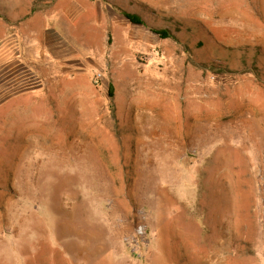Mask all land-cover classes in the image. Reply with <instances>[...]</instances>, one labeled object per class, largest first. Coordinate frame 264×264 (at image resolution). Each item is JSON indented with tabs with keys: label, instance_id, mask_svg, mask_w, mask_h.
I'll list each match as a JSON object with an SVG mask.
<instances>
[{
	"label": "rangeland",
	"instance_id": "1",
	"mask_svg": "<svg viewBox=\"0 0 264 264\" xmlns=\"http://www.w3.org/2000/svg\"><path fill=\"white\" fill-rule=\"evenodd\" d=\"M7 29L0 264H264V0H0Z\"/></svg>",
	"mask_w": 264,
	"mask_h": 264
},
{
	"label": "crops",
	"instance_id": "2",
	"mask_svg": "<svg viewBox=\"0 0 264 264\" xmlns=\"http://www.w3.org/2000/svg\"><path fill=\"white\" fill-rule=\"evenodd\" d=\"M64 7H66V8H64ZM56 10H58V12L55 13V19L57 21L55 28L48 29L45 26L42 29L36 30L35 31L36 34L47 33L49 30H51V32H53L55 34H59L58 36L61 39H62L63 35H65V36L66 35L67 36L73 35L76 25L72 19H73V15H74L73 12L76 9L73 7L72 3L60 5V8L58 7V8H56ZM61 20H66L67 24L63 25V24L59 23V22H61ZM5 32H6L5 36H3V35L0 36V43H3L0 46V52H2L5 49L7 51H11L14 53L23 51V49H17L16 48L14 32L10 31L9 29H7V31H5ZM63 32H65V34H63ZM68 40H71V38H68Z\"/></svg>",
	"mask_w": 264,
	"mask_h": 264
},
{
	"label": "trees",
	"instance_id": "3",
	"mask_svg": "<svg viewBox=\"0 0 264 264\" xmlns=\"http://www.w3.org/2000/svg\"><path fill=\"white\" fill-rule=\"evenodd\" d=\"M124 15L129 19L131 20V22L133 23H137V24H141V25H144L146 27H148V25L146 24V22L144 21V19L138 15V14H135V13H127V12H124ZM149 29L151 31H153L154 33L164 37V38H169V37H172L171 35V32L170 30L168 29H153V28H150Z\"/></svg>",
	"mask_w": 264,
	"mask_h": 264
}]
</instances>
